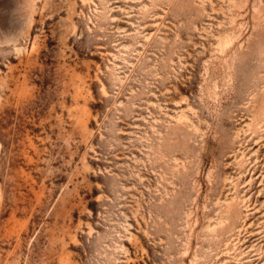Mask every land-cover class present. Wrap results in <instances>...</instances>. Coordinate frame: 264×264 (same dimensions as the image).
Instances as JSON below:
<instances>
[{
    "label": "rangeland",
    "instance_id": "374dc122",
    "mask_svg": "<svg viewBox=\"0 0 264 264\" xmlns=\"http://www.w3.org/2000/svg\"><path fill=\"white\" fill-rule=\"evenodd\" d=\"M0 264H264V0H0Z\"/></svg>",
    "mask_w": 264,
    "mask_h": 264
}]
</instances>
